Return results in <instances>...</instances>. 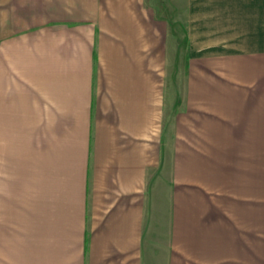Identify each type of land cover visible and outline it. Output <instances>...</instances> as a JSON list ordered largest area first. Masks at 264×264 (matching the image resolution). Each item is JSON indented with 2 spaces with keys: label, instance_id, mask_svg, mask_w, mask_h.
Returning a JSON list of instances; mask_svg holds the SVG:
<instances>
[{
  "label": "crops",
  "instance_id": "1",
  "mask_svg": "<svg viewBox=\"0 0 264 264\" xmlns=\"http://www.w3.org/2000/svg\"><path fill=\"white\" fill-rule=\"evenodd\" d=\"M214 111L263 124L264 217V0H0V264H253L188 142Z\"/></svg>",
  "mask_w": 264,
  "mask_h": 264
},
{
  "label": "rangeland",
  "instance_id": "2",
  "mask_svg": "<svg viewBox=\"0 0 264 264\" xmlns=\"http://www.w3.org/2000/svg\"><path fill=\"white\" fill-rule=\"evenodd\" d=\"M180 75L172 74V81L174 82ZM187 75L188 105L192 102L195 107L211 113V106L206 102H200V100H206L204 91L200 94L199 92L202 91L196 90L194 96L190 93V73ZM212 76L217 77L212 78ZM241 76L242 74L236 75L235 78L230 73L207 74L203 79L208 80L210 85H216L215 79L240 80ZM198 78L200 77H195V79ZM186 102L182 101V109ZM214 114L218 119L222 116L218 111H214ZM217 121H220L219 126L216 123L213 124L210 117L206 115L205 117L201 114L195 116V122L191 127L187 126L188 142L192 147L205 151L204 165H208L206 161L208 158L217 162L213 175L212 170L203 168L204 178L209 180V185L214 183L216 185L214 188L218 189L220 194L224 191L233 194V196H211L216 208L214 215L218 213L221 224L228 222L239 230L243 229L244 240L251 242L252 245L253 264H263V124L227 122L221 120V117ZM173 129L175 130V126ZM226 133L229 136H226ZM219 134L224 135L219 136ZM188 172L189 175H193V170L188 169Z\"/></svg>",
  "mask_w": 264,
  "mask_h": 264
}]
</instances>
